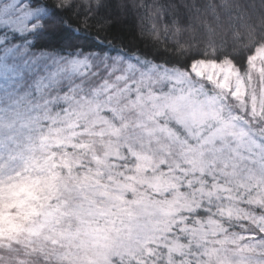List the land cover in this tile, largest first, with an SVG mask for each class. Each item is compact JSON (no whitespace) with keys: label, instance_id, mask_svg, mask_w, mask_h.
<instances>
[{"label":"snow or ice","instance_id":"obj_1","mask_svg":"<svg viewBox=\"0 0 264 264\" xmlns=\"http://www.w3.org/2000/svg\"><path fill=\"white\" fill-rule=\"evenodd\" d=\"M121 7L151 43L52 58L0 115V252L24 249L0 264H109L101 241L152 224L142 252L111 264H264V38L217 54L205 17L238 35V14L188 0ZM109 15L105 0H0L5 38L71 40L75 18L99 39ZM196 39L207 47L188 55Z\"/></svg>","mask_w":264,"mask_h":264},{"label":"trees","instance_id":"obj_2","mask_svg":"<svg viewBox=\"0 0 264 264\" xmlns=\"http://www.w3.org/2000/svg\"><path fill=\"white\" fill-rule=\"evenodd\" d=\"M122 2L123 0H105L110 13L107 19L110 22L104 32L99 35V39L96 27L86 29L75 18L66 19L64 23V27L68 29L73 38L55 44L49 43L47 37L37 38L31 32L9 35L5 38L3 31L0 30V109L11 108L30 90V86L36 79L41 76L46 77L48 72L54 68L52 58L62 60L78 51L99 52L101 49L114 54V50L109 48L107 41L127 44L135 40L141 48L144 46L145 39L151 43L153 37L140 35V27L145 25L141 24L134 13L123 9ZM141 2L143 3V0ZM156 2L158 0H148L149 4ZM175 2L179 3L180 0H175ZM188 2L197 6L215 4L222 18L228 11L232 12L234 19L237 14L239 15L238 35L234 34L235 43L226 53L239 57L244 51L245 44L264 38V0H188ZM237 5H242V7H237ZM205 19L211 24L210 13ZM90 23L93 22L90 21ZM136 25H138L137 29ZM136 31L139 38L136 36ZM174 39L180 38L169 36V43L174 42ZM188 39V36L183 37V40ZM160 41V51L163 52L167 46L163 43V36L160 37ZM200 47H206V45L199 39L193 40L188 54ZM37 60L40 62L37 63Z\"/></svg>","mask_w":264,"mask_h":264},{"label":"clouds","instance_id":"obj_3","mask_svg":"<svg viewBox=\"0 0 264 264\" xmlns=\"http://www.w3.org/2000/svg\"><path fill=\"white\" fill-rule=\"evenodd\" d=\"M237 7H242V5H237ZM213 24L214 32L212 33V43L215 47V51L217 54L226 53L230 46H232L234 41V30L235 25L230 23L228 20H224L223 22L217 23L211 21ZM207 47V42H202ZM206 47H200L193 49L188 55L198 54L201 51H204ZM102 222V221H101ZM156 225H148L146 229L141 230L139 232H134L132 234H113V239L111 241H101V243H109L112 247L108 250L109 256V264H111V256L116 254L117 252H125V251H133L140 253L143 251L147 242L152 239L154 233H152V229L155 228ZM103 251V249H101ZM24 249L16 248L12 246L9 248H4L0 255L3 256H12L17 257L20 254H23ZM6 264H13L12 261H6ZM22 264H39V261L35 258H26Z\"/></svg>","mask_w":264,"mask_h":264},{"label":"rangeland","instance_id":"obj_4","mask_svg":"<svg viewBox=\"0 0 264 264\" xmlns=\"http://www.w3.org/2000/svg\"><path fill=\"white\" fill-rule=\"evenodd\" d=\"M15 105H16V104L12 105L11 108H14ZM11 108H8V109H11ZM3 112H4V110H1V109H0V115H3ZM3 134H5L4 131H3L2 129H0V135H3Z\"/></svg>","mask_w":264,"mask_h":264}]
</instances>
